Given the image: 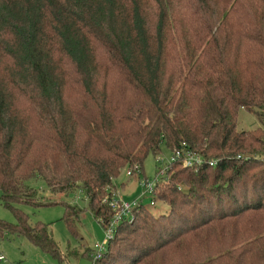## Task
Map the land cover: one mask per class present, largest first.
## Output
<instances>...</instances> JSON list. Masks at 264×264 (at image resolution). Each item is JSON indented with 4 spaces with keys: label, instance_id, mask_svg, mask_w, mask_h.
Listing matches in <instances>:
<instances>
[{
    "label": "trees",
    "instance_id": "obj_1",
    "mask_svg": "<svg viewBox=\"0 0 264 264\" xmlns=\"http://www.w3.org/2000/svg\"><path fill=\"white\" fill-rule=\"evenodd\" d=\"M240 110L260 126L236 130ZM263 126L264 0H0V239L61 263L15 205L61 204L73 235L79 210L26 180L79 186L102 227L119 171L184 143L203 162L168 166L166 211L140 202L91 264H264Z\"/></svg>",
    "mask_w": 264,
    "mask_h": 264
},
{
    "label": "rangeland",
    "instance_id": "obj_2",
    "mask_svg": "<svg viewBox=\"0 0 264 264\" xmlns=\"http://www.w3.org/2000/svg\"><path fill=\"white\" fill-rule=\"evenodd\" d=\"M74 91L70 90L68 93L73 92L74 94ZM256 126L260 125L251 113L239 111L236 118V130H250ZM156 155L166 161L169 157V151L161 146ZM156 155L148 154L142 162V168L138 166L140 178L143 176L150 179L155 175L154 171L158 166L155 162ZM132 166H124L111 184H108L107 188L105 187L106 190L115 191L118 196L127 201L139 199L153 214L166 211L167 207L163 203L152 201L153 204L151 205V194L143 192L137 185L136 175H126V170L132 169ZM25 184L34 188L36 199L40 202L63 201L78 208L79 211L73 221L75 235L68 230L62 219L64 209L61 204L49 206L17 204L15 206L26 214L29 224L32 225L37 221L47 224L49 233L62 254L63 260L59 263L33 246L24 237L7 233L0 239V252L6 260L4 264H91L88 248L103 242L104 231L97 218L86 206V197L82 189L78 186L66 193H52L39 178H30L25 181ZM181 187L183 188V186ZM0 219L13 223L15 221L11 211L3 207L1 203ZM70 250H74L76 254L70 253Z\"/></svg>",
    "mask_w": 264,
    "mask_h": 264
},
{
    "label": "built area",
    "instance_id": "obj_3",
    "mask_svg": "<svg viewBox=\"0 0 264 264\" xmlns=\"http://www.w3.org/2000/svg\"><path fill=\"white\" fill-rule=\"evenodd\" d=\"M155 162L158 166L155 168V175L150 179L143 176L140 178L139 167L137 164L133 165L132 169L128 168L125 172L127 176L136 175L137 185L143 190V192H147L151 194V196L154 192L156 184L165 180L166 169L169 165L174 162H178L181 167L195 169L202 164L203 159L198 153L187 148L184 143H181L179 148H176L169 153V157L166 161L156 155ZM207 163L208 165H214L215 160H209ZM106 188V195L100 202L105 204L111 210L112 215L110 220L106 224L102 225V229L104 231L103 242L101 244H94L92 248H90L89 256L92 260H97L101 257L106 242L113 235L116 226L122 221L130 220L132 211L140 203L139 199H133L131 201L124 200L118 196L115 191L110 192L106 190ZM152 201L154 200L151 198V205L153 204ZM2 261H5V257L0 252V262Z\"/></svg>",
    "mask_w": 264,
    "mask_h": 264
},
{
    "label": "crops",
    "instance_id": "obj_4",
    "mask_svg": "<svg viewBox=\"0 0 264 264\" xmlns=\"http://www.w3.org/2000/svg\"><path fill=\"white\" fill-rule=\"evenodd\" d=\"M6 262V260L5 261H2V262H0V264H4Z\"/></svg>",
    "mask_w": 264,
    "mask_h": 264
}]
</instances>
